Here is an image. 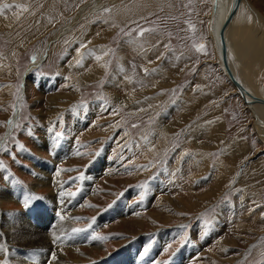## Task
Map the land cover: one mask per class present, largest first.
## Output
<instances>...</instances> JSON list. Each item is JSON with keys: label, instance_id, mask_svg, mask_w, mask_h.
Instances as JSON below:
<instances>
[{"label": "rangeland", "instance_id": "rangeland-1", "mask_svg": "<svg viewBox=\"0 0 264 264\" xmlns=\"http://www.w3.org/2000/svg\"><path fill=\"white\" fill-rule=\"evenodd\" d=\"M220 4L0 0V261L264 264V142Z\"/></svg>", "mask_w": 264, "mask_h": 264}, {"label": "bare ground", "instance_id": "bare-ground-1", "mask_svg": "<svg viewBox=\"0 0 264 264\" xmlns=\"http://www.w3.org/2000/svg\"><path fill=\"white\" fill-rule=\"evenodd\" d=\"M220 1H221L220 7L224 8L226 11L227 8H229V10H228L227 19L222 27L224 29V44L226 46L225 48L221 43V36H222L221 32L223 31L222 28L217 26L214 27V31H213V39L215 44L217 45L220 56L219 61L222 62L224 66L223 68H226V73L236 82L235 86L238 88L239 92H241L242 98L244 99L247 108L251 110V113L255 118L254 119L255 127L258 130L260 137L264 142V103L258 102V98H257L258 97L257 87L261 86V83H259V78H260L259 75L261 74V72L264 71V70L262 71V69L264 68V14L260 11H256L251 0L237 1V5L235 6L233 12L236 13L235 15L237 16V21H236L237 27L235 28H238L237 34L239 40L237 44H239V49L236 50L235 53L238 55L237 51H239L240 58L238 60H234L233 58L234 51L232 50L233 47L230 44V42L235 40L236 36L233 35L227 40L228 47L233 57L229 54L228 47L226 44V34L229 30L230 22L233 16V15L231 16V13H233L231 11L233 10L234 0H220ZM84 6H81L80 9H82ZM94 8L100 10V8L102 9L103 7H101L99 4H96ZM228 19L230 20L228 21ZM68 29L69 26L62 27L58 32L60 33L58 35L66 33ZM223 51L225 53H223ZM38 64L39 61L34 62L33 64H31L29 70H31L32 67L34 66H38ZM25 79L26 78H24V80ZM17 117L19 118V115H17ZM13 123H14L13 127L11 128L12 130L16 122ZM164 238L166 239V237ZM48 259L49 258H47L44 262L47 263L46 261ZM33 264H40V260L39 259L34 260Z\"/></svg>", "mask_w": 264, "mask_h": 264}, {"label": "snow or ice", "instance_id": "snow-or-ice-1", "mask_svg": "<svg viewBox=\"0 0 264 264\" xmlns=\"http://www.w3.org/2000/svg\"><path fill=\"white\" fill-rule=\"evenodd\" d=\"M199 48L202 50L203 48H204V45H199ZM98 59H99V57H97ZM62 134L61 133H56V136L57 137H59V136H61ZM37 199H42L41 197H36ZM31 199H33V197H31V196H29V197H26V200H25V206L27 207L28 206V203L31 201ZM77 231H79V230H77ZM95 239H101V240H103V239H106L107 237H103V236H99L98 234H97V236L96 237H94ZM0 250H4L3 249V247L2 246H0ZM52 258L53 259H55V255L53 254V256H52ZM0 264H7V262L6 261H0Z\"/></svg>", "mask_w": 264, "mask_h": 264}, {"label": "water", "instance_id": "water-1", "mask_svg": "<svg viewBox=\"0 0 264 264\" xmlns=\"http://www.w3.org/2000/svg\"><path fill=\"white\" fill-rule=\"evenodd\" d=\"M237 1L238 0H234V4H233V10L231 11V12H233L234 11V8H235V6L237 5ZM234 14V12L233 13H231V16ZM231 16H230V18H231ZM230 19H228V21H229ZM227 21V22H228ZM226 25V24H225ZM223 29V28H222ZM221 43H222V45L224 46V48L226 47L225 46V44H224V29H223V31H222V36H221ZM26 76V74L24 75V77ZM25 81V80H24ZM24 81H22L23 83H25ZM17 112V111H16ZM13 120H14V118H13ZM13 123V122H12Z\"/></svg>", "mask_w": 264, "mask_h": 264}]
</instances>
